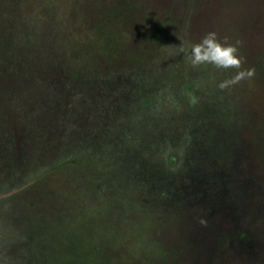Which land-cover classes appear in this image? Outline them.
Returning a JSON list of instances; mask_svg holds the SVG:
<instances>
[{"label": "rangeland", "instance_id": "rangeland-1", "mask_svg": "<svg viewBox=\"0 0 264 264\" xmlns=\"http://www.w3.org/2000/svg\"><path fill=\"white\" fill-rule=\"evenodd\" d=\"M0 264H264V0H0Z\"/></svg>", "mask_w": 264, "mask_h": 264}, {"label": "clouds", "instance_id": "clouds-1", "mask_svg": "<svg viewBox=\"0 0 264 264\" xmlns=\"http://www.w3.org/2000/svg\"><path fill=\"white\" fill-rule=\"evenodd\" d=\"M181 40L178 54H183L187 62L193 67L198 68L202 65H212L217 69H237L234 75L225 79L217 85L220 90L240 84L242 81L250 80L255 76V68H243L244 58L238 55L241 41L235 44L228 43L227 38L221 41L215 31L208 32L199 42L191 44L190 48L185 47L186 42ZM206 223V221H201Z\"/></svg>", "mask_w": 264, "mask_h": 264}]
</instances>
